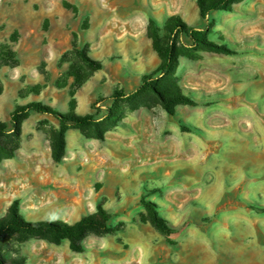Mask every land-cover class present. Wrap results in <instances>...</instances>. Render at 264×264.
Listing matches in <instances>:
<instances>
[{"label": "rangeland", "instance_id": "rangeland-1", "mask_svg": "<svg viewBox=\"0 0 264 264\" xmlns=\"http://www.w3.org/2000/svg\"><path fill=\"white\" fill-rule=\"evenodd\" d=\"M172 17L208 28L211 41L233 52L180 59L177 82L196 105L178 107L174 117L149 94L131 98L161 64L150 20L165 37ZM74 50L101 66L80 88L71 75ZM33 102L99 121L112 117L116 126L103 142L69 130L66 156L56 164L59 123L32 114L15 157L1 156L0 220L15 202L28 222L70 225L103 205L118 231L88 237L83 253L50 237H1L8 261L264 264V0L206 20L195 0H0V122ZM165 154L176 164L202 162L208 174L195 184L181 183L179 172L171 181L151 175L152 162ZM142 200L157 205L172 235L143 222Z\"/></svg>", "mask_w": 264, "mask_h": 264}, {"label": "trees", "instance_id": "trees-1", "mask_svg": "<svg viewBox=\"0 0 264 264\" xmlns=\"http://www.w3.org/2000/svg\"><path fill=\"white\" fill-rule=\"evenodd\" d=\"M195 1L200 18L206 20L216 12L232 13L236 5L246 0ZM164 31L166 35L162 37L161 29L156 21L150 20L148 35L153 42L154 50L158 54L161 64L156 72L144 78L140 89L131 98L139 97L141 94H149L156 99L169 116L174 117L178 107H194L196 105L194 99L177 82L176 74L180 59L198 51L225 56L232 55L233 52L226 45L211 41L208 28L196 30L189 27L179 17L170 18ZM182 36H186L191 44L185 45L181 41ZM70 58L74 60L71 75L76 79V88L84 85L91 77L92 72L101 68L100 63L93 61L86 51L74 50L70 53ZM14 66H17V63ZM123 97L122 93H118L115 98ZM32 114L50 116L59 123L60 129L52 142V159L56 164H61L66 156L69 130H79L88 138L103 142L106 134L116 126L112 117L99 121L92 115L79 116L74 111L64 114L38 102L19 106L12 112L8 122H0V165L2 163L1 156L10 159L15 157L23 135V123ZM141 204L146 211L141 215L144 223L151 224L152 227L166 236L174 233L169 222L159 216L156 204L145 200H142ZM112 219L113 216L104 206L99 205L96 214L84 217L73 225L52 221L28 222L20 214L18 202H15L9 209L7 216L0 220V238L12 236L16 237L18 242L23 243L30 239L50 237L55 244L67 241L74 253H83L85 250L84 242L88 237L106 236L118 231L112 227ZM0 264L22 263L8 261L0 253Z\"/></svg>", "mask_w": 264, "mask_h": 264}, {"label": "bare ground", "instance_id": "bare-ground-1", "mask_svg": "<svg viewBox=\"0 0 264 264\" xmlns=\"http://www.w3.org/2000/svg\"><path fill=\"white\" fill-rule=\"evenodd\" d=\"M190 147L192 149L193 145L190 144ZM190 147L189 145L182 146V152H189L191 150ZM148 172L153 176L163 177L170 181L173 180L175 172H179L181 174L180 182L184 184L199 183L208 174L207 169L202 168V162L193 163L188 161L176 164L168 160L167 154H165V158L163 159H155L152 162V168Z\"/></svg>", "mask_w": 264, "mask_h": 264}]
</instances>
